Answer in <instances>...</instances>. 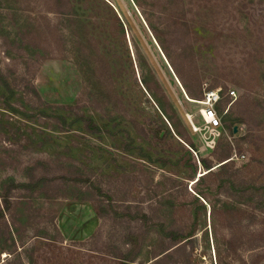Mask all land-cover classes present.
<instances>
[{
    "label": "rangeland",
    "instance_id": "1",
    "mask_svg": "<svg viewBox=\"0 0 264 264\" xmlns=\"http://www.w3.org/2000/svg\"><path fill=\"white\" fill-rule=\"evenodd\" d=\"M190 1L0 0V264H264V0Z\"/></svg>",
    "mask_w": 264,
    "mask_h": 264
},
{
    "label": "trees",
    "instance_id": "2",
    "mask_svg": "<svg viewBox=\"0 0 264 264\" xmlns=\"http://www.w3.org/2000/svg\"><path fill=\"white\" fill-rule=\"evenodd\" d=\"M168 2H170L172 5L170 6L171 8L170 9H175V6L177 5L178 7L180 6V7H182V0H175V1H170V0H167ZM199 2H202V0H191L190 1V5H191V8L193 7V5L195 4V3H199ZM91 37V39H94L92 36H90ZM161 46H163V45H161ZM164 48V47H163ZM165 50V49H164ZM78 67H79V69H80V72H81V74H82V76L84 77V78H86L85 77V74H84V72H83V70H82V68H81V66L80 65H78ZM179 76V78H180V80L182 81V78H181V76L180 75H178ZM108 79H109V77H108ZM107 80V79H106ZM87 120V122H88V126L89 127H91L92 128V130H93V126H94V124H93V121H92V119L91 118H87L86 119ZM178 135L186 142V143H188V144H190L188 141H187V137H186V135L185 134H183V133H181L180 131L178 132ZM191 145V144H190ZM201 162L203 163V165L205 166V167H207V168H210L209 166H208V164L206 163V161L204 160V159H202L201 160ZM225 164V163H224ZM224 164H222V165H224ZM4 203H5V209H8L9 208V205L7 204V201H4ZM94 210H95V214H96V216L99 218V220H101L102 221V223L101 224H99V226L97 227V229H96V231H95V233H94V236H92V237H90L88 240H86V241H80V242H74L73 243V246H77L78 248L79 247H82V248H84V250H87V251H91V252H94V256L97 258V257H100V258H106L103 262H108V259L110 258L109 257V253L110 252H112V254L114 255H119V257H117V258H119V260H121L122 262H127V261H129V260H127V257H125L124 255H123V252H124V249L122 248V246H120L119 245V247L120 248H115L114 249V251H111L110 250V246L112 245L111 243H115L116 244V242L113 240V237H110L109 235H104V233H105V222H103V220H104V209L101 207V206H95V208H94ZM3 215H4V209H0V218H2L3 217ZM241 222L240 221H238V223L236 222L235 223V225H234V227H236V228H239V229H242V228H245V226L244 225H241L240 224ZM261 226H263V224H261L260 225V227H259V229L257 230V237L256 238H254V242H253V248H254V250H256V248L257 247H261V246H263L264 245V240H263V237H264V229H262L261 228ZM247 236V235H246ZM232 238H234L235 239V242L236 241H238V240H241V234H239V236H238V238L237 237H235V236H232ZM234 242V243H235ZM85 246L87 247V248H85ZM181 246V245H180ZM126 250H128L127 249V245H126V247L125 246H123ZM108 254V255H107ZM162 254L163 253H161L160 255H158V256H156V260L157 259H159L158 257L160 256H162ZM259 254V253H258ZM97 255V256H96ZM253 256H257V253H255ZM131 262V261H130ZM106 263H99V264H106Z\"/></svg>",
    "mask_w": 264,
    "mask_h": 264
},
{
    "label": "built area",
    "instance_id": "3",
    "mask_svg": "<svg viewBox=\"0 0 264 264\" xmlns=\"http://www.w3.org/2000/svg\"><path fill=\"white\" fill-rule=\"evenodd\" d=\"M228 96L231 100L237 98V92L230 90ZM223 100L221 88L204 92L203 98L198 101L199 108L197 114H187V119L192 132L200 133L202 130L217 129L222 126L219 106ZM196 119H199L197 122Z\"/></svg>",
    "mask_w": 264,
    "mask_h": 264
},
{
    "label": "bare ground",
    "instance_id": "4",
    "mask_svg": "<svg viewBox=\"0 0 264 264\" xmlns=\"http://www.w3.org/2000/svg\"><path fill=\"white\" fill-rule=\"evenodd\" d=\"M186 99H188L190 102H193V103L198 104V101H196V100H192V99H190V98H186ZM212 130H214V129H212Z\"/></svg>",
    "mask_w": 264,
    "mask_h": 264
},
{
    "label": "water",
    "instance_id": "5",
    "mask_svg": "<svg viewBox=\"0 0 264 264\" xmlns=\"http://www.w3.org/2000/svg\"><path fill=\"white\" fill-rule=\"evenodd\" d=\"M236 130H237V129L235 128L234 131L236 132Z\"/></svg>",
    "mask_w": 264,
    "mask_h": 264
}]
</instances>
